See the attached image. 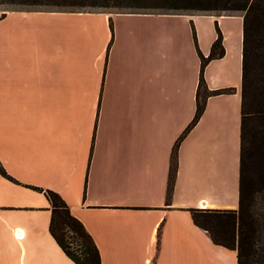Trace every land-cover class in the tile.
<instances>
[{"label":"crops","instance_id":"obj_1","mask_svg":"<svg viewBox=\"0 0 264 264\" xmlns=\"http://www.w3.org/2000/svg\"><path fill=\"white\" fill-rule=\"evenodd\" d=\"M3 12L14 25L0 32V162L13 178L0 171V264H78L50 230L47 189L101 264H238L192 208L239 207L243 15ZM219 29L224 53L204 77L230 90L209 94L187 129Z\"/></svg>","mask_w":264,"mask_h":264},{"label":"trees","instance_id":"obj_2","mask_svg":"<svg viewBox=\"0 0 264 264\" xmlns=\"http://www.w3.org/2000/svg\"><path fill=\"white\" fill-rule=\"evenodd\" d=\"M27 3L49 4H82L108 5L139 0H9ZM194 7L201 9H233L243 15V74H242V119H241V176L238 208H192L196 223L206 228L212 239L238 251V264H249L256 260L258 248L257 237L260 234L258 221L252 213L254 187L248 178V166L253 157L252 137L259 135L261 142L260 155H264V0H194ZM64 9V8H59ZM209 13V12H207ZM212 13V12H210ZM233 14V13H228ZM224 53L222 34L212 45L208 57L202 55V74L197 94V107L189 129L201 117L207 96L214 92L230 90L223 88L209 90L204 77V65L207 60L221 56ZM232 89V88H231ZM179 137L173 150L169 175V193L172 190L177 169V147ZM0 171L12 177L0 162ZM264 177V174H263ZM13 178V177H12ZM51 201L52 218L50 230L67 252L78 264H101V253L85 224L75 216L62 195L51 189L46 190ZM231 223L232 226L227 225ZM73 238L77 248L71 247Z\"/></svg>","mask_w":264,"mask_h":264},{"label":"rangeland","instance_id":"obj_3","mask_svg":"<svg viewBox=\"0 0 264 264\" xmlns=\"http://www.w3.org/2000/svg\"><path fill=\"white\" fill-rule=\"evenodd\" d=\"M139 3L124 2L121 4L110 3L108 5L94 4V5H82V4H49V3H27L19 1L0 0V19L3 10L7 7H20L27 9H94V8H106L112 12L115 11H155V12H177V11H188V12H212L219 14L228 13H241L239 10L233 9H201L194 7L197 4L194 0H139ZM3 9V10H2ZM25 25H32V22H24ZM14 22L8 20L1 22L0 20V32L7 31L5 27L13 26ZM27 34V32H25ZM33 34V33H29ZM261 140L259 135L252 137V151L253 157L248 166V178L252 183L255 193L252 208V213L258 221L260 234L257 237L256 246L258 253L256 254V260L249 264H264V155L263 151L260 155ZM264 150V146H263ZM227 225L232 226L231 223ZM69 241H73V238L67 237ZM77 242H71L73 249L77 248Z\"/></svg>","mask_w":264,"mask_h":264}]
</instances>
